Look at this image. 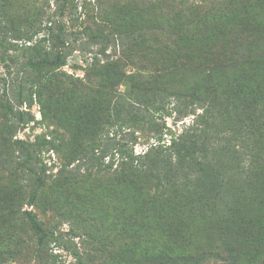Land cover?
Listing matches in <instances>:
<instances>
[{
    "label": "trees",
    "instance_id": "16d2710c",
    "mask_svg": "<svg viewBox=\"0 0 264 264\" xmlns=\"http://www.w3.org/2000/svg\"><path fill=\"white\" fill-rule=\"evenodd\" d=\"M1 169L28 264H264V0H0Z\"/></svg>",
    "mask_w": 264,
    "mask_h": 264
},
{
    "label": "rangeland",
    "instance_id": "374dc122",
    "mask_svg": "<svg viewBox=\"0 0 264 264\" xmlns=\"http://www.w3.org/2000/svg\"><path fill=\"white\" fill-rule=\"evenodd\" d=\"M85 58L81 54L76 53L69 59V65L65 67L64 70L67 73L71 74V73H74V71L72 70V65L76 64V65H80L81 67H85V62H84ZM1 72H3V70H1ZM76 74L79 77H83L84 71L78 70L76 71ZM24 108L26 107L24 106ZM32 112L35 114L37 120L41 119L40 108L37 104L34 105V107L32 108ZM176 117H177L176 114H174L172 117L166 118V124H167V127L171 128L173 131H177L178 133L182 132L185 128H187V126L191 123V121L194 118L193 116H190V117L183 119L182 121H175ZM52 128H46L45 126H42V125L35 126L34 129L30 128V129H25L23 131L18 132L15 139H21L24 141H34L37 135H41L45 132L48 133ZM164 139L166 143L168 144L170 143V137L168 135H165ZM152 142L154 141L152 140ZM134 149L136 153H141L148 149V144H143L142 142H139L138 144L135 145ZM41 159L43 160V164L47 168V175L51 176V179L52 177L53 178L56 177L57 172L62 164L58 155H56L53 152L48 153L45 151L41 154ZM7 177H8L7 172L1 169L0 180L2 181V188L5 187L7 184ZM22 209H23L22 211L33 210L37 214L38 218L46 223L49 222V220H51L52 218H55L56 222L54 223L58 226V228L62 232H67L69 229V223L67 221H64L62 216L60 215H56L50 212L44 213L39 208H35V207L33 208L32 206H29L27 203H25L22 206ZM7 219H12V218L8 217ZM9 226L14 227L15 232L23 240L25 248L29 246V244L32 243L31 241L32 238H31L29 229L25 227V229L28 231V234H26V230L24 229V227H20V220L18 221L17 219L16 221L15 219V222H13V224L9 223ZM78 240L79 239H76V241ZM17 243L19 244L18 241ZM10 245L13 246L12 244ZM48 252L52 256L56 257L57 264H69V263H72L73 261V258L69 255V253H67L63 249L56 247L55 244H51L49 246ZM25 255L26 254L24 252L23 254H21V256L16 255L14 258H12L10 251L0 247V263L1 264H28V260L25 258L26 257ZM51 261L52 259H50L49 261L50 264H51ZM32 264H34V261L32 262ZM36 264H39V263H36ZM41 264H46V263L42 261Z\"/></svg>",
    "mask_w": 264,
    "mask_h": 264
}]
</instances>
